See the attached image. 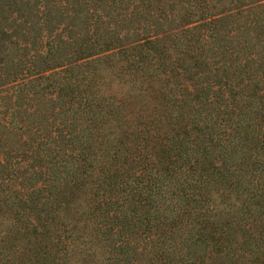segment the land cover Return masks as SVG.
<instances>
[{
  "label": "trees",
  "instance_id": "1",
  "mask_svg": "<svg viewBox=\"0 0 264 264\" xmlns=\"http://www.w3.org/2000/svg\"><path fill=\"white\" fill-rule=\"evenodd\" d=\"M0 264H264V0H0Z\"/></svg>",
  "mask_w": 264,
  "mask_h": 264
}]
</instances>
